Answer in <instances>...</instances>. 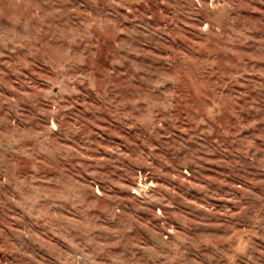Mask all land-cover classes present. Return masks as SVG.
Here are the masks:
<instances>
[{"label":"rangeland","instance_id":"rangeland-1","mask_svg":"<svg viewBox=\"0 0 264 264\" xmlns=\"http://www.w3.org/2000/svg\"><path fill=\"white\" fill-rule=\"evenodd\" d=\"M0 264H264V0H0Z\"/></svg>","mask_w":264,"mask_h":264}]
</instances>
